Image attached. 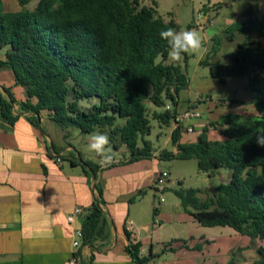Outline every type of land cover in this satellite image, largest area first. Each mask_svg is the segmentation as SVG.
<instances>
[{
    "label": "trees",
    "instance_id": "obj_1",
    "mask_svg": "<svg viewBox=\"0 0 264 264\" xmlns=\"http://www.w3.org/2000/svg\"><path fill=\"white\" fill-rule=\"evenodd\" d=\"M17 1L21 10L9 12L0 0V49H6L0 69L12 71L16 84L26 89L28 101L21 107L30 114V121L38 127L42 114L47 113L63 131L76 128L84 134L107 135L115 150H129L131 157L123 163L152 158L153 144L146 138L153 129L148 102L163 109L154 112V120L174 124L180 94L189 85L180 66L166 65L170 46L159 35L168 28L177 31L175 21L158 17L154 8L141 7L142 0H39L33 10L27 8L33 0ZM247 17L227 28L231 40L246 37L230 55L231 65L212 62L216 50L201 65L223 84L228 77L247 76L246 89L255 94L257 113L224 116V141L211 140L205 127L197 142L182 143L184 128H174L172 142L177 152L165 151L161 158L197 160L200 171L210 176L219 170L231 172L230 181L218 185L209 200L200 199V189L178 190L176 195L200 225L231 227L259 241V258L254 264H264V147L254 135L264 132V47L251 37L255 33L264 38V20H254L251 12ZM168 102L170 110H166ZM0 103L3 116L14 124L15 100L0 96ZM85 162L99 173L94 162ZM96 197L105 210L99 184ZM104 210L95 201L87 210L83 247L108 239ZM141 249V243L130 244L127 252L137 264H149L153 255L143 257Z\"/></svg>",
    "mask_w": 264,
    "mask_h": 264
},
{
    "label": "crops",
    "instance_id": "obj_2",
    "mask_svg": "<svg viewBox=\"0 0 264 264\" xmlns=\"http://www.w3.org/2000/svg\"><path fill=\"white\" fill-rule=\"evenodd\" d=\"M9 1L4 0L6 11L21 10L17 0V9L9 10ZM5 57L6 53L0 54V60ZM0 96L7 101L13 97V115L17 117L11 123L3 116L0 103V264H69L76 251L74 232L82 228L85 215L77 218L74 225L69 224L67 217L76 207L87 212L95 196L93 178L84 172L82 165H77L80 157L99 166L98 184L103 190L109 220L108 239L97 240L91 247L82 245L78 250L85 263L137 264L127 252V247L136 243L142 244L143 257L155 254V242L168 248V241L173 240L186 250L192 249L182 230L176 231L171 239L164 238L162 227L152 228L142 214L145 190L155 189L159 175L156 157L133 163L112 158L107 165L85 157L65 142L64 134L56 133L47 113L42 114L38 127L30 121V114L21 107L28 101L26 89L16 84L13 72L8 69H0ZM182 107L181 102L179 113L197 110ZM51 142L57 153L50 151ZM183 223L187 224L185 217ZM152 259L149 264H153Z\"/></svg>",
    "mask_w": 264,
    "mask_h": 264
},
{
    "label": "rangeland",
    "instance_id": "obj_3",
    "mask_svg": "<svg viewBox=\"0 0 264 264\" xmlns=\"http://www.w3.org/2000/svg\"><path fill=\"white\" fill-rule=\"evenodd\" d=\"M39 0H33L27 8L33 10ZM9 10H16L15 0L7 2ZM141 7L154 8L157 16L165 21H175L177 32L183 30H196L202 40V47L195 53L183 54L180 62L168 59L166 65L180 66L189 78V85L180 94L182 110L187 106L197 108L202 119L197 123L205 124L209 128V138L213 141H224L222 132L225 128L223 118L231 114H239L244 117L255 115L253 105L255 94L248 91V77H228L223 84L220 79L213 78L208 67L201 62L213 51L218 53L212 62L231 65L230 55L238 49L239 43L246 40L244 35H238L235 40L230 39L227 28L236 22L248 19L251 12L254 20H264V0H142ZM254 41L264 47V38L252 33ZM6 53V49L0 54ZM170 105V103H167ZM85 107L86 103H82ZM152 133L147 140L153 144V157L157 158L159 175H169L167 190L157 193L155 189L148 187L144 194L142 214L147 218L152 228H160L164 238L171 239L176 231L182 230L183 237L192 245L191 250H186L181 243L169 240L168 248L165 244L154 243L153 264H254L259 258V241H254L243 236L231 227L208 228L199 225L189 211H186L180 199L176 195L178 190L200 189L198 196L202 201L214 196L215 189L221 183H228L231 172L227 170L215 171L213 176L200 171L197 160H178L161 158L165 151L175 153V145L172 142L174 124L169 125L154 120V112H162L163 109L155 107L148 102ZM221 122L217 126L213 123ZM194 123V122H192ZM191 123V124H192ZM57 134H69L66 143L72 145L85 157L102 161V157L91 151L88 147L93 135L84 134L76 128L63 131L58 125L52 123ZM204 128H196L195 132H184L182 143L197 142ZM98 134V133H96ZM106 153L117 161H124L131 157L129 150L122 147L115 150L109 143ZM152 157V158H153ZM145 159V160H151ZM69 165V160H66ZM161 198L164 202H161ZM157 208L159 213L154 214ZM182 214V215H181ZM186 218L187 224L183 223ZM209 241V242H206ZM209 243V244H208ZM201 246V250L196 247ZM149 249V248H148ZM149 251L147 253L149 254Z\"/></svg>",
    "mask_w": 264,
    "mask_h": 264
},
{
    "label": "clouds",
    "instance_id": "obj_4",
    "mask_svg": "<svg viewBox=\"0 0 264 264\" xmlns=\"http://www.w3.org/2000/svg\"><path fill=\"white\" fill-rule=\"evenodd\" d=\"M161 39L168 42L170 51L168 53L169 59L174 62H180L183 59V54L195 53L202 47V40L199 33L196 30H183L180 32L175 31L172 28L162 30L159 33ZM256 137V143L264 147V132L254 133ZM110 141L107 135L93 134L90 138L88 145L91 151H94L97 155L103 159L102 165L111 163V156L106 153V146Z\"/></svg>",
    "mask_w": 264,
    "mask_h": 264
},
{
    "label": "built area",
    "instance_id": "obj_5",
    "mask_svg": "<svg viewBox=\"0 0 264 264\" xmlns=\"http://www.w3.org/2000/svg\"><path fill=\"white\" fill-rule=\"evenodd\" d=\"M171 106H167L166 110H170ZM202 115L199 111L194 109H188L185 112L178 113L175 122L174 128L183 127L186 132L193 133L196 128H205V125L199 123L202 119ZM194 122V123H192ZM192 123V124H191ZM169 175L167 173H162L157 176L155 181V190L157 193H164L167 190ZM161 202H164V199L161 198ZM86 214V211L82 207H76L74 211L69 214L67 220L69 224L74 225L76 223V219L79 217H83ZM83 245V231L81 229H76L73 237V247L76 250L69 262V264H82V256H79L78 250Z\"/></svg>",
    "mask_w": 264,
    "mask_h": 264
},
{
    "label": "water",
    "instance_id": "obj_6",
    "mask_svg": "<svg viewBox=\"0 0 264 264\" xmlns=\"http://www.w3.org/2000/svg\"><path fill=\"white\" fill-rule=\"evenodd\" d=\"M50 151H54V144L52 142H51V146H50ZM80 163H81L82 166H84L92 174L93 180H94L93 187H92V191L95 194L94 201L96 202V204H97V206L99 208L104 210V208H102L98 198L96 197V189H97V184H98V178H97L96 173L93 171V169L83 159L80 160ZM92 249H94V247H92ZM83 264H85V263L83 262Z\"/></svg>",
    "mask_w": 264,
    "mask_h": 264
}]
</instances>
